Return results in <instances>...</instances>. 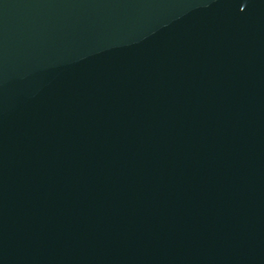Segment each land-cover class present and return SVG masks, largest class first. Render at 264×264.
I'll list each match as a JSON object with an SVG mask.
<instances>
[{
    "label": "water",
    "instance_id": "water-1",
    "mask_svg": "<svg viewBox=\"0 0 264 264\" xmlns=\"http://www.w3.org/2000/svg\"><path fill=\"white\" fill-rule=\"evenodd\" d=\"M0 264H264V0H0Z\"/></svg>",
    "mask_w": 264,
    "mask_h": 264
}]
</instances>
